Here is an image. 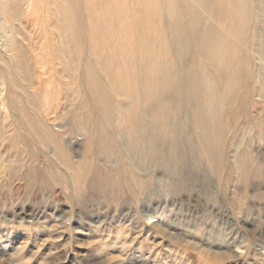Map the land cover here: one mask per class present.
I'll list each match as a JSON object with an SVG mask.
<instances>
[{"label": "rangeland", "instance_id": "374dc122", "mask_svg": "<svg viewBox=\"0 0 264 264\" xmlns=\"http://www.w3.org/2000/svg\"><path fill=\"white\" fill-rule=\"evenodd\" d=\"M199 2L174 0L173 11L184 23V6L192 4L203 16L202 34L216 27L227 44L233 38L227 27L233 17L215 18ZM167 3L78 0L81 16L64 21L71 16L64 4L59 9L41 2L32 11L26 2L22 11L32 12L10 21L7 34L0 30V264H264V103L257 94L259 84L248 81L242 88L245 103L218 116L224 132L205 101L216 95L209 98L202 91L199 106L216 141L203 133L187 100V81L195 72L203 84H213L220 69L191 54L186 64L177 44L191 49L186 36L191 29L184 23L181 41L173 40ZM67 27L68 44L61 35ZM92 29L107 71L91 54ZM260 32L264 34L260 18L247 20L249 45L243 50L254 69L260 67L255 57ZM14 43L33 63L25 78L6 61ZM64 48L75 56L70 66L66 58L60 65L57 57H44L43 66L36 65L34 49L61 54ZM160 53L161 69L153 60ZM88 66L94 69L93 89L87 85ZM167 82L175 85L166 98L171 99V114L158 115L156 102L146 105L142 93L152 95ZM119 84L127 92H120ZM23 91L37 94L32 103L27 93L20 103ZM158 102L166 104L165 99ZM19 104L36 127L51 130L57 144L35 141L19 126L13 130ZM144 107L156 115L153 122L142 117ZM142 124L148 138L137 131ZM61 149L69 164L62 162Z\"/></svg>", "mask_w": 264, "mask_h": 264}, {"label": "bare ground", "instance_id": "6f19581e", "mask_svg": "<svg viewBox=\"0 0 264 264\" xmlns=\"http://www.w3.org/2000/svg\"><path fill=\"white\" fill-rule=\"evenodd\" d=\"M77 1L78 0H0V17H4V23L1 24L0 30H2L5 34H7L8 26H9L8 24L10 21L14 19L21 20L20 19L21 16H24L26 14L31 13L32 11L37 10L41 2H48L49 4L55 3L57 4V7L59 9H60V6L64 4L68 12L70 10L69 15L67 13L66 16L68 15L67 17L69 18L71 14L70 19L68 20L64 17V21L66 20L73 21V19H75L77 16H81V10H79L78 5L76 4ZM26 2L33 8L31 9L32 11H28L29 13L28 12L25 13L24 10L22 11V6L24 5V3L26 4ZM173 2L174 0H168V3L166 5V12H169V17L172 19V22H173L172 29L169 28L172 33L173 40H175L177 43L181 41L182 31H183L182 29L184 25L185 27H188L191 29L189 32L186 33V36H187V39L191 38L192 47L191 49H189V47H187V44L185 45L184 43L185 45V49H184L183 46L179 45L180 43H178L177 45L180 49V56H182L184 60H187L186 64L189 61L188 54H191L193 56H201L205 59L204 61L206 62L208 61V63L210 61L216 63V69L217 68L220 69L219 78L218 76H216V81L213 84H207V83L203 84L202 81L196 76V73L194 72L193 76L189 75V77L191 78L190 80L187 81V86H186V89L190 90V94L188 93L187 95L188 96L187 100L189 104L191 105L192 114L194 118L196 119L200 130L203 133L206 132V135L208 137L213 138L216 141V137H217L216 132L212 134V137L210 136L209 132L207 131L209 122L207 118L205 117V115H203L202 109L199 106L198 101L200 100V95L202 91L206 92V96L209 98H212V95H216V99L212 98V101H209L210 99L206 98L205 101L207 104H210V108L216 112V126L218 127L220 132H222L225 129H224V121H222L221 119H218V116L223 115L226 111L228 112L230 110H234L235 106L245 103L247 96L245 97L244 93L242 95V90L244 89V85L248 81L251 82L255 80L254 82L255 83L257 82L259 84V89H257L258 90L257 94L262 98V101L264 103V34L262 35L261 32L258 33L255 39L261 45L259 51H257L255 54L256 59L260 63L259 69L252 68L251 63L248 62V59L250 60V56H248L247 51L245 52V50H243V47L245 48V44L249 45V42L247 41L246 36H244V33L247 29V20L249 21L253 17L260 18L262 21V25L264 26V0H200V2H202L201 5H203L204 3L205 5L204 7L207 10L208 8L211 9L212 15H214L213 17L215 18L218 16L223 17V15L226 13L229 16L233 17L232 20L230 21V23L232 24H229L227 26L228 30L232 32L233 38L231 39L227 38L226 39L227 44H224L222 34L220 31H218L219 29L216 27L211 26L208 28L209 32L207 34H202L201 21H202L203 16H202L201 11L195 9L192 4L189 5L188 7L184 6V8L186 9L185 18L187 19L186 21L187 23L184 22L186 23L184 24L183 21L181 22V19H179V17L173 11L175 10ZM256 2L258 4H256ZM88 4H90V0H88ZM225 6L226 7L229 6V10L227 9L225 10ZM256 7H258L257 8L258 13H255ZM156 8L161 9L160 6ZM88 9L90 11V8ZM230 9H232L231 12H230ZM254 14H256V16ZM79 30L81 32L80 28ZM70 31L71 29L69 27L61 31V35L63 39L67 41L66 44L69 43L68 39L70 37L69 35ZM4 38H6L8 41L11 40L8 36H5ZM91 42H92V46L90 49L91 54L95 55L98 58L97 64L98 65L101 64L102 71L103 70L107 71V67L104 61V55L99 47L97 35L95 34V29H92ZM14 45L15 46L12 45L13 50L12 49L10 50L11 55L9 58L6 59V61L12 62L17 72L18 73L21 72L22 77L25 78L26 76L29 75L30 73L29 70L33 67V63L31 66L30 62L26 61L24 52L22 50L23 48L22 45L19 46V45H16L15 43ZM65 47H67V45ZM226 49L228 50L226 51ZM32 53H33V58L35 62H37L36 65H42V66H43L42 63H43L44 57H47V58L49 57L51 59H56L57 57V60H59L60 65L65 64L64 59L66 58L68 61L67 64H69V66L70 64H73L74 57H75L74 55H72V53L67 52L66 48L63 49L61 54L60 53L58 54L57 51H49L47 49H42V50L34 49ZM160 55L161 53L155 55V58L153 60L156 62V64L158 63L156 67H160L161 69L162 68L161 63L158 61V59L161 57ZM204 66L205 65L201 64L199 67L203 68ZM87 70L89 73L88 80L91 81V83H87V85L91 89H93L94 87L96 88V82L94 83L92 82V80H94V77H95L94 73H92L94 69L93 67L88 66ZM70 74H71V71L70 73L68 72L66 76ZM32 79H35V78L32 77ZM14 82L15 81L12 80V86H15ZM119 86L121 88L120 92L124 90L126 91V89H123L122 84H119ZM174 86H175L174 84L172 83L169 84L167 82V86L162 85L161 88L156 87L155 92L152 95L144 91V93L142 94L146 97V100H147L146 105L152 106L154 102H156L155 111L158 112V115L159 114L160 115L162 114L170 115L171 110H172V105L169 103L171 99H169L166 102V98L172 96L171 95L172 92L170 90ZM95 92L98 96L102 95L101 92L97 90H95ZM24 93H25L24 97H22L20 93H18V95L22 98V101L20 100V103H23V100L26 98L27 92H24ZM8 96L9 94H7L6 98H8ZM16 96H17V93H16ZM36 96L37 94L34 96L32 95L29 96V94L27 93L28 102L32 103V101L34 100ZM10 97H11V94H10ZM164 99H165L166 104L165 105L159 104L158 101H162ZM11 100H13V104L16 105V103L14 102L15 99L11 98ZM17 101H19V99H17ZM97 104H98V101H97ZM8 106L10 108L12 107L11 101L8 102ZM19 106L21 108V112L19 114H16L17 112H14L12 115L13 119L11 122H13L12 124L14 125L13 130L16 129L15 127L19 126V128H23V130H27V132L32 136V138L35 141H37L38 139L41 142L49 141V143L56 141V144H57V140L52 135L51 130L47 128L39 129L38 127H36V125H34L33 123L34 120H32L29 115H24L27 113L23 109L24 105L19 104ZM144 109L145 107L141 109V112H140L142 113V117L148 115L150 118L152 117L151 120L153 122L156 119V115L155 114L152 115V113L148 114V112H146ZM104 116L106 118L107 114L104 113ZM144 126L145 125L142 124L143 130H141V128H138L137 131L145 134V137H147V135L149 134H146V131H145L146 127ZM201 131L199 132L200 134H201ZM9 138L11 140L12 136ZM58 138L61 139V137H58ZM147 138L143 139L145 143H146ZM218 139L219 138H217V140ZM220 140H222L221 137H220ZM57 150H58V145H56V152ZM61 153H62L61 156L63 160H65V161L62 160V162L63 163L66 162L69 164L68 155L62 149H61Z\"/></svg>", "mask_w": 264, "mask_h": 264}]
</instances>
